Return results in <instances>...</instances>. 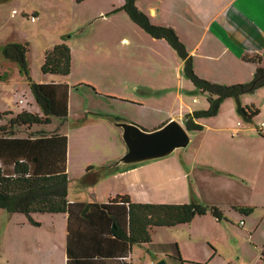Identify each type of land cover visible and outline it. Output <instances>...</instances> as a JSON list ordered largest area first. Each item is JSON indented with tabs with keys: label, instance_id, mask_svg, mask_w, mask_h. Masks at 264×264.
I'll use <instances>...</instances> for the list:
<instances>
[{
	"label": "crops",
	"instance_id": "obj_1",
	"mask_svg": "<svg viewBox=\"0 0 264 264\" xmlns=\"http://www.w3.org/2000/svg\"><path fill=\"white\" fill-rule=\"evenodd\" d=\"M96 2L90 15L83 12L77 17L76 13H68L69 16L74 15V21L70 22L75 23L76 32L81 35L80 47L76 48L81 51L82 59L88 63V66H83L79 54L69 47L71 66L79 59L78 65L73 64V69L78 70V73L80 70L83 73L90 71L91 76L83 77L78 83L72 84L67 76L52 78L51 74L37 76L32 73V76L29 74L31 80L34 78V82L43 84L66 83L69 86L68 112L70 90L72 87L80 88L82 83H85L83 86L96 97L123 101L131 105L130 107L137 108V114L128 120L136 122L146 131L157 129L172 119L185 127L186 114L208 108V100L206 102L201 98L204 96L208 99L206 94L196 92L188 78L189 83L180 82L179 71L183 61L177 62L173 55L174 50L164 39H156L148 34L143 36L153 52L151 62L145 59L137 60L136 56L130 54L121 53L120 57H116L117 49L124 48L125 45L127 51V46L131 44L125 36V27L131 26L130 18L119 9L123 0ZM136 5L153 23L170 26L176 31L192 57L194 71L199 77L227 85L244 83L252 79L258 66L264 67V0H136ZM115 9H118V14H112ZM31 13V16H37L34 22L41 21L43 13L39 9ZM2 20L3 12L0 8V26L3 24ZM137 33L143 35L141 31ZM4 40L6 41H3L2 46L9 43L28 44L26 40L18 38L10 37ZM60 42L61 40L56 39L47 42L42 48L43 54ZM163 52L176 65L177 71L171 80L155 70L157 64L162 63ZM255 56L260 58V63L244 60V57ZM104 60L111 69L125 61L138 63L144 69L148 63L153 66L148 73L128 75L124 81L128 90H114L113 86L105 87V84H111L110 80L115 82L117 74H106L107 80L104 78L105 73L96 71L98 62ZM43 61L42 55L40 68ZM15 65L19 70L18 75L22 78L24 73L17 63ZM97 74L102 78L94 77ZM5 75L0 66V82L3 76L8 77ZM26 82L29 84L27 78ZM240 103L255 106L259 110L258 114L251 121H245L237 112L236 101L226 98L221 102L214 117H205L218 119L217 122L208 124L204 118L200 119L203 127L213 132L205 148L207 132L191 150L188 144L187 147L176 149L162 158L118 166H114V163L127 152V146L122 142V129L110 123V116L88 112L90 117L85 116L82 122L86 119L90 125L103 123L101 125L111 133L114 141L123 144L118 145L119 151L94 149L90 153H72L68 136L59 128L58 131L67 137L66 199L70 204L67 212L34 213L31 218L38 223L36 225L32 224L25 214H10L0 209L4 211L3 230L11 227L12 239L18 236L19 229L26 231L33 249L28 255V264H154L160 258H165L167 264H190L189 261L218 264L215 263L217 259L223 262L225 259L221 257V246L214 233L218 234L217 229L221 232L222 227L226 225L223 220L228 217L227 213L231 212L242 215L238 225L244 228L253 243L256 260L264 258L259 256L260 251L264 249V214L257 217H261L258 222L253 218L255 208H264V86L253 93L243 94ZM22 110L42 114L36 101L35 106L29 104L28 108ZM8 115L7 112L0 115V125L7 123L5 116ZM11 116L13 115H9L8 119ZM114 120L121 122L117 116H114ZM35 126L37 125H33L31 129ZM89 127L92 132L96 131L93 126ZM205 129L188 131L190 140L192 133H203ZM249 141L259 149L255 150L257 146L245 144ZM91 143L96 147V142ZM243 159L252 162L251 173L224 164L236 160L240 162ZM217 180H225L228 183L217 185ZM206 184H209V190L203 188ZM232 191L250 198L238 202H223L224 205L222 201L210 196V192ZM117 195H125L133 203L151 204H181L195 199L202 204L221 208L224 219L219 221L207 213L196 215L189 223L155 228L151 234L158 229H173L172 231L178 234L186 235L185 239L175 237L158 243L160 246L170 244V248H152V239L149 243L131 244L118 235L123 228L121 223L125 215L124 208L118 204H112L107 210L102 208L103 204L111 202ZM254 197L261 198V201L254 202ZM233 207H251L253 211L244 215ZM14 215H17L16 218ZM205 228H211L212 232ZM223 233L222 236L227 239L226 233ZM59 251L61 257L57 255ZM138 251L140 255L135 260ZM8 263L6 260V264ZM242 264L248 263L243 261Z\"/></svg>",
	"mask_w": 264,
	"mask_h": 264
},
{
	"label": "trees",
	"instance_id": "obj_2",
	"mask_svg": "<svg viewBox=\"0 0 264 264\" xmlns=\"http://www.w3.org/2000/svg\"><path fill=\"white\" fill-rule=\"evenodd\" d=\"M119 9L148 35L164 39L183 61L184 74L194 85L195 91L207 95V109L193 111L184 116L187 131L203 130L200 119L214 117L226 98L236 101L237 112L245 121H251L258 114L259 110L255 106L242 105L240 97L264 86V67L258 66L248 82L227 85L209 81L195 73L192 57L172 27L153 23L137 7L136 0H123ZM61 38L60 43L45 51L41 67L45 74H70L71 54L65 42L68 35ZM27 52V44L9 43L2 47L3 55L15 61L24 72L42 114L27 110L16 114L7 112L13 116L7 124L0 125V209L10 214H25L32 224L37 225L31 218L32 214L63 213L70 206L66 199L67 137L58 131L59 128L51 132L29 131L33 125H48L53 119H58L60 123L67 120L69 86L59 82L43 84L32 81L26 61ZM244 60L260 63L257 56L244 57ZM112 204L124 208L125 215L121 223L123 228L118 235L131 244L149 243L155 228L189 223L196 215L210 213L219 221L224 219L221 208L202 204L195 199L181 204H151L133 203L127 196L117 195L111 202L103 204L102 208L107 210ZM233 208L244 215L253 211L251 207Z\"/></svg>",
	"mask_w": 264,
	"mask_h": 264
},
{
	"label": "rangeland",
	"instance_id": "obj_3",
	"mask_svg": "<svg viewBox=\"0 0 264 264\" xmlns=\"http://www.w3.org/2000/svg\"><path fill=\"white\" fill-rule=\"evenodd\" d=\"M96 0H85L83 2H77L76 0H1L0 8L3 12V24L0 26V66H2V70L5 72V77L0 82V115L4 112H19L22 109L28 108L29 104L35 106V101L33 97V93L30 89L29 84L26 82L25 74H22V78L18 75V69H16V62L13 60L6 58L2 53V43L6 41V38H18L22 40H26L28 42V52L26 53V61L28 60L29 74L32 76L37 75L41 76L44 74L40 68V57L44 54L42 52V48L45 46L47 42L56 39L60 41L63 35H68L66 38V43L69 47L72 48V51H76L79 54V59L82 62L83 66H88V63L82 59L81 51H78L80 43H81V35L76 32L75 23H71L70 20L74 21V15L69 16L70 14H75L76 16H80L83 12H87V15L93 13V7L96 6ZM39 9L43 15L41 21H31V11ZM15 13L13 14V12ZM118 14V11H113L112 14ZM11 16H9V15ZM119 18L118 16L116 17ZM98 22V21H97ZM131 26L125 27V36L131 42L130 46H126L124 48L117 49L115 51V56L120 57L121 53L124 55L130 54V56H136L137 60H148L151 62V56L153 52L149 48L148 41L144 40L143 36H147V33L140 29L138 25H136L131 19ZM143 30V31H142ZM141 31L143 35H139L137 32ZM26 44V43H25ZM75 47V48H74ZM77 47V48H76ZM124 50V51H123ZM173 51V50H172ZM173 55L176 58L178 63H181V59L176 53L173 51ZM79 59L73 63L78 65ZM101 57H99V60ZM168 61V62H167ZM72 64V72L66 77L70 80L69 83H78L83 77H90V71L87 73H83L82 70L75 71L73 69ZM18 65V64H17ZM99 66L96 71L99 73H105L104 78H106V74L115 73L118 78L115 82H111V84L106 83L105 87H112L114 90H128V85L124 84V81L127 80V76H138L142 73H148L151 70L150 63L146 64L145 69L140 64H132L128 62L117 64L114 69H111L109 64H106L104 61H99ZM176 65L174 61H171L165 52L162 54V63L157 64V68L155 69L157 72H160L163 76L166 75L169 80L174 77V74L177 70H175ZM23 72V71H22ZM24 73V72H23ZM180 82H188L189 80L186 78L184 74L183 64L180 67ZM4 75V74H3ZM29 75V76H30ZM52 78H60L59 75H50ZM101 75H96L94 77H100ZM34 77V76H33ZM102 78V76H101ZM108 80V79H107ZM32 81H35L34 78ZM239 83V82H237ZM85 83H82L80 88L72 87L70 90V99H69V112L68 118L65 123H60L58 119H53V121L48 125H40L35 126L34 129H31L29 132H36L38 130H44L46 132H51L54 129L61 128L63 132L69 138V146L70 151L74 152H87L90 153L94 149H100L101 151L107 152H118V145L121 142H115V138L110 136L111 133L108 130H105L103 123H98L90 125L85 119L82 122V119L85 116L90 117L89 113H99L103 115L110 116V123L115 124L114 116H117L121 119V122H130L135 125H139L136 122H132L130 117H134L137 113L134 107H130L128 103L123 101H110L106 98L96 97L94 96L86 87H84ZM89 85L90 84H86ZM183 87V86H182ZM207 102V99L201 96ZM19 99L23 103L19 102ZM9 115L5 116L7 119V123L9 121ZM205 122L208 124H213L217 122L218 119H207L204 118ZM103 122V121H101ZM6 123V124H7ZM89 126H93L96 129L95 132H92ZM205 129V126H204ZM207 132V137L205 139V145L209 141L212 133L208 131L206 128L203 133H196V135L191 134V140L189 143V150L192 147H195L199 142L200 138L203 134ZM92 141L96 142V147L92 146ZM124 143V140H122ZM248 146H257L255 144H251L249 142H245ZM258 146L255 147V150H258ZM179 150V149H178ZM181 150V149H180ZM179 152V151H176ZM119 159V158H118ZM117 159V160H118ZM227 166H233L235 169H240L241 171L251 173L252 170V162L249 159H243L240 162L237 160L231 163H224ZM217 185H221L224 183H228L225 180H217L215 182ZM209 184L204 185L203 188H206ZM210 196L217 201H222V203H231L238 202L240 200L249 199L250 196L244 197L243 194H239L237 192H210ZM261 198L254 197V202H260ZM223 203V204H224ZM225 205V204H224ZM228 205V204H227ZM2 210H0V264H6V260L9 261L8 264H28L27 258L32 252V246L30 245L26 231L22 230L18 231V236L12 239V229L11 227L3 230L5 221L2 217ZM228 212V208H227ZM254 220L256 222L264 214V208L257 207L254 210ZM228 217L223 220V223L226 225H222L221 232L226 233L227 239L222 236V233L217 229V233H214V236L218 240V244L221 246L220 253L221 257L225 259V262L222 260L215 261L218 264H242L243 261L248 264H264V258L256 260L255 249L253 248V243L251 242L248 234L245 233L244 228L238 225V220L242 216L238 213L228 212ZM257 214V215H256ZM261 217L257 219L260 215ZM17 215H14L16 218ZM256 218V219H255ZM206 229V228H205ZM173 229H158L157 232L151 234L152 245L154 248L156 246L164 248L169 247L170 244L159 245L160 241H168V239H173L175 237H181L180 239H185L186 235L184 233H176V231H172ZM206 230L211 231V228H207ZM175 232V233H174ZM223 233V234H224ZM150 247V246H149ZM150 247V248H151ZM139 252V251H138ZM57 255L61 257V252H57ZM138 255L140 252L135 255V260L138 259ZM190 264H198L195 262L189 261Z\"/></svg>",
	"mask_w": 264,
	"mask_h": 264
},
{
	"label": "water",
	"instance_id": "obj_4",
	"mask_svg": "<svg viewBox=\"0 0 264 264\" xmlns=\"http://www.w3.org/2000/svg\"><path fill=\"white\" fill-rule=\"evenodd\" d=\"M115 124L122 129V139L127 146V152L114 163V166L162 158L176 149L187 147L190 142L186 128L173 119L151 131L128 122ZM154 264L167 262L165 258H160Z\"/></svg>",
	"mask_w": 264,
	"mask_h": 264
},
{
	"label": "built area",
	"instance_id": "obj_5",
	"mask_svg": "<svg viewBox=\"0 0 264 264\" xmlns=\"http://www.w3.org/2000/svg\"><path fill=\"white\" fill-rule=\"evenodd\" d=\"M15 13V11L13 12V14ZM37 19V16H34V15H32L31 17H30V20L31 21H35ZM21 102V101H20ZM243 224V221H241L240 222V225H242ZM260 257H262V256H264V249H262L261 251H260V255H259Z\"/></svg>",
	"mask_w": 264,
	"mask_h": 264
}]
</instances>
